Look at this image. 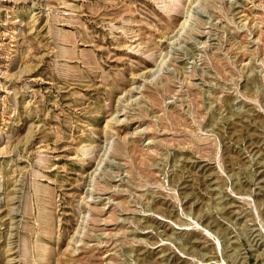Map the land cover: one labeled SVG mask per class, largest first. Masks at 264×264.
<instances>
[{
	"label": "rangeland",
	"instance_id": "1",
	"mask_svg": "<svg viewBox=\"0 0 264 264\" xmlns=\"http://www.w3.org/2000/svg\"><path fill=\"white\" fill-rule=\"evenodd\" d=\"M0 264H264V0H0Z\"/></svg>",
	"mask_w": 264,
	"mask_h": 264
},
{
	"label": "bare ground",
	"instance_id": "2",
	"mask_svg": "<svg viewBox=\"0 0 264 264\" xmlns=\"http://www.w3.org/2000/svg\"><path fill=\"white\" fill-rule=\"evenodd\" d=\"M184 23V22H183ZM184 27V24L182 25Z\"/></svg>",
	"mask_w": 264,
	"mask_h": 264
}]
</instances>
